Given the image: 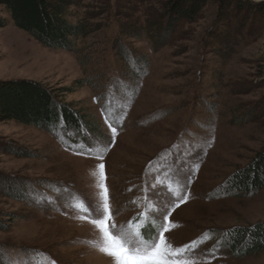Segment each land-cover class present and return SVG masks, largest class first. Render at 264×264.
Here are the masks:
<instances>
[{"label": "rangeland", "instance_id": "obj_1", "mask_svg": "<svg viewBox=\"0 0 264 264\" xmlns=\"http://www.w3.org/2000/svg\"><path fill=\"white\" fill-rule=\"evenodd\" d=\"M167 2L79 0L69 19L86 36L72 51L44 47L0 7V86H37L91 127L0 122V262L117 264L92 223L106 205L124 246L163 231L181 264H264V252L236 258L227 243L264 222V188L226 194L264 152V0H209L177 21ZM108 124L104 197L87 153L108 142ZM140 215L150 227L139 237ZM134 247L116 249L122 264H156Z\"/></svg>", "mask_w": 264, "mask_h": 264}, {"label": "trees", "instance_id": "obj_2", "mask_svg": "<svg viewBox=\"0 0 264 264\" xmlns=\"http://www.w3.org/2000/svg\"><path fill=\"white\" fill-rule=\"evenodd\" d=\"M207 1L168 0L166 7L174 21L191 19ZM228 2L221 0L222 4ZM78 4L79 0H0V7L5 9L18 29L28 33L44 47L61 51H72L76 40L86 36L84 27L69 19L70 10L78 7ZM5 25V20L0 18V27ZM132 69L136 73L141 71L134 65ZM7 121L65 133L78 130L83 125L91 128L79 112L65 107L37 86L26 83L0 86V122ZM263 188L264 152L247 169L238 171L230 179L226 194L237 198L253 196ZM149 227L143 230L145 236ZM227 243L236 258L264 252V222L234 229L227 235Z\"/></svg>", "mask_w": 264, "mask_h": 264}, {"label": "snow or ice", "instance_id": "obj_3", "mask_svg": "<svg viewBox=\"0 0 264 264\" xmlns=\"http://www.w3.org/2000/svg\"><path fill=\"white\" fill-rule=\"evenodd\" d=\"M107 129L111 133V137L109 138L108 142L105 143L103 139H100L98 143L88 146L89 152L87 153L98 161L96 165V167L99 169L98 186L102 190L104 197H107L109 190L105 183L107 177L105 174V163H103V160L105 159L107 149L111 147L112 143L114 142V137L117 134V128L112 124H108ZM77 154L79 155L84 153L78 152ZM84 199L88 202L89 209L95 212V198L93 196H86L84 197ZM181 199L183 200L184 197H181ZM107 212L108 209L105 205L99 212V214L92 220L93 225L99 228L101 233L103 234L104 243L103 246L100 247V251L105 252L109 256L116 257L117 264H122V258L120 257L119 252L116 249L123 248L124 242L120 237L113 234V231L116 229V225L110 222ZM164 231H167L166 227L164 228ZM128 243H135L133 251L137 255L143 254L144 256H154L156 264H181V261L172 259V257L177 253L167 244L163 231L159 233V241L157 243L145 245L143 241L134 242L131 240L128 241ZM53 264H55V262H53Z\"/></svg>", "mask_w": 264, "mask_h": 264}]
</instances>
